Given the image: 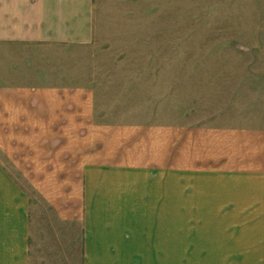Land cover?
<instances>
[{
	"label": "crops",
	"instance_id": "obj_1",
	"mask_svg": "<svg viewBox=\"0 0 264 264\" xmlns=\"http://www.w3.org/2000/svg\"><path fill=\"white\" fill-rule=\"evenodd\" d=\"M98 6L0 0V264H264V122L125 117Z\"/></svg>",
	"mask_w": 264,
	"mask_h": 264
},
{
	"label": "rangeland",
	"instance_id": "obj_2",
	"mask_svg": "<svg viewBox=\"0 0 264 264\" xmlns=\"http://www.w3.org/2000/svg\"><path fill=\"white\" fill-rule=\"evenodd\" d=\"M98 4L102 16L93 49L100 52V68L95 71L102 79L111 73L124 78L123 84L113 79L107 87L118 89L125 117L128 109L139 108L142 115L155 106L157 116L173 122L181 116L214 117L216 123L234 125L264 122V95H259L264 88V0ZM75 53L76 62H83V50ZM152 73L155 92L147 86ZM131 77H140V86L132 85L136 80ZM110 103L115 102L106 99L104 104L114 112Z\"/></svg>",
	"mask_w": 264,
	"mask_h": 264
}]
</instances>
